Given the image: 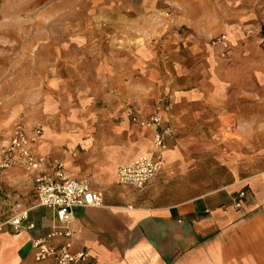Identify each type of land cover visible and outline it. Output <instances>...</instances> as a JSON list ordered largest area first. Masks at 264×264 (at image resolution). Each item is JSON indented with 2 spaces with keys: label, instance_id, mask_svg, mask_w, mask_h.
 <instances>
[{
  "label": "crops",
  "instance_id": "0c3cea01",
  "mask_svg": "<svg viewBox=\"0 0 264 264\" xmlns=\"http://www.w3.org/2000/svg\"><path fill=\"white\" fill-rule=\"evenodd\" d=\"M211 40L207 52L187 53L195 57L193 64L181 55L157 62L152 48H135L124 69L116 70V102H81L86 109L67 116L53 114L56 102L48 107V121L40 126L42 136L34 151L61 162L66 176L87 180L103 197L102 206L74 209L71 249L90 255L82 264H264V146L248 148L253 137L249 122L261 119L264 109L248 101V85L242 82L247 75L243 70H252V64L234 63V68L236 55L228 36L227 50ZM152 64H162L167 75L161 77V67L151 68ZM161 95L164 121L173 135L163 153L161 174L136 194L117 181L116 169L152 153V129L139 126L132 117H146L153 99ZM226 122L235 124L231 131ZM199 154L222 161L230 180L191 198L162 202L156 189L160 180L170 178L169 173L185 174ZM41 171L48 169L0 167V188L8 191L13 177V200L28 208L36 198L33 178ZM26 180L32 195L25 194ZM239 192H244L243 198ZM237 201L240 208L234 206ZM29 216L36 221L33 230L2 226L0 264H51L33 259L30 238L49 230L52 211L36 208ZM9 217L0 218V223Z\"/></svg>",
  "mask_w": 264,
  "mask_h": 264
},
{
  "label": "rangeland",
  "instance_id": "374dc122",
  "mask_svg": "<svg viewBox=\"0 0 264 264\" xmlns=\"http://www.w3.org/2000/svg\"><path fill=\"white\" fill-rule=\"evenodd\" d=\"M221 34L232 42L234 68L252 64L242 82L248 101L264 109V0H0V145L16 121L44 127L55 102L53 114L62 116L79 115L86 109L81 102H116V70L124 69L131 50L148 46L157 62L181 55L193 64L187 53L207 52ZM150 67L162 71V64ZM249 130L248 148L264 146V112ZM168 176L155 188L169 203L230 180L222 161L209 154L194 156L185 174ZM9 178L8 191L0 188V218L17 211ZM30 188L26 180L25 194L32 195Z\"/></svg>",
  "mask_w": 264,
  "mask_h": 264
},
{
  "label": "built area",
  "instance_id": "2783aa9c",
  "mask_svg": "<svg viewBox=\"0 0 264 264\" xmlns=\"http://www.w3.org/2000/svg\"><path fill=\"white\" fill-rule=\"evenodd\" d=\"M212 44H220L227 50L226 36L221 34L211 40ZM225 54V51L222 52ZM165 102L156 100L152 111L144 118L132 117L139 126L152 129L153 151L150 155H141L136 160L121 164L116 169L117 181L134 190H142L150 181L156 178L162 170L163 153L168 140L173 135V128L164 121ZM42 136L39 125L27 126L18 122L13 126L8 141L0 146V167L9 168L21 164L28 171L39 170L42 166L48 171H41L33 178L36 198L35 203L28 208L17 205V211L9 219L0 223L9 225L14 231L33 230L36 221L29 213L36 208H48L52 211V224L42 236L30 238V252L36 262L51 264H82L90 255L85 252H73V231L71 224L74 220V209L98 207L103 205L102 193L93 190L90 183L83 178L66 176L63 164L49 161L34 151ZM239 198L244 192H239ZM234 206L241 207L240 201Z\"/></svg>",
  "mask_w": 264,
  "mask_h": 264
}]
</instances>
